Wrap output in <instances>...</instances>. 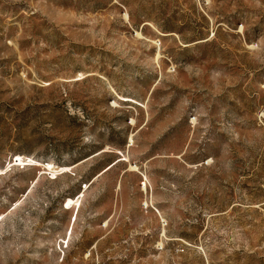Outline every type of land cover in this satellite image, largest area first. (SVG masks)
<instances>
[{
    "label": "rangeland",
    "instance_id": "rangeland-1",
    "mask_svg": "<svg viewBox=\"0 0 264 264\" xmlns=\"http://www.w3.org/2000/svg\"><path fill=\"white\" fill-rule=\"evenodd\" d=\"M0 264H264V0H0Z\"/></svg>",
    "mask_w": 264,
    "mask_h": 264
}]
</instances>
